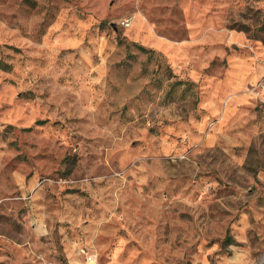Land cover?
Instances as JSON below:
<instances>
[{
    "label": "rangeland",
    "instance_id": "obj_1",
    "mask_svg": "<svg viewBox=\"0 0 264 264\" xmlns=\"http://www.w3.org/2000/svg\"><path fill=\"white\" fill-rule=\"evenodd\" d=\"M0 264H264V0H0Z\"/></svg>",
    "mask_w": 264,
    "mask_h": 264
},
{
    "label": "trees",
    "instance_id": "obj_2",
    "mask_svg": "<svg viewBox=\"0 0 264 264\" xmlns=\"http://www.w3.org/2000/svg\"><path fill=\"white\" fill-rule=\"evenodd\" d=\"M137 45V47H138V49L139 50H141V51H148V49L147 48H145L144 46H142V45H139V44H136Z\"/></svg>",
    "mask_w": 264,
    "mask_h": 264
},
{
    "label": "built area",
    "instance_id": "obj_3",
    "mask_svg": "<svg viewBox=\"0 0 264 264\" xmlns=\"http://www.w3.org/2000/svg\"><path fill=\"white\" fill-rule=\"evenodd\" d=\"M124 24H128V21L124 22Z\"/></svg>",
    "mask_w": 264,
    "mask_h": 264
}]
</instances>
